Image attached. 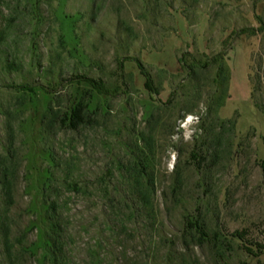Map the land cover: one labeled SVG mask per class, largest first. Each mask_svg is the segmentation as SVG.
Segmentation results:
<instances>
[{
    "label": "rangeland",
    "instance_id": "rangeland-1",
    "mask_svg": "<svg viewBox=\"0 0 264 264\" xmlns=\"http://www.w3.org/2000/svg\"><path fill=\"white\" fill-rule=\"evenodd\" d=\"M263 110L264 0H0V264H264Z\"/></svg>",
    "mask_w": 264,
    "mask_h": 264
},
{
    "label": "trees",
    "instance_id": "trees-1",
    "mask_svg": "<svg viewBox=\"0 0 264 264\" xmlns=\"http://www.w3.org/2000/svg\"><path fill=\"white\" fill-rule=\"evenodd\" d=\"M255 32V29H243L240 33L244 32ZM235 33L231 34L229 39H232ZM232 44L229 45L228 49H232ZM226 56L225 51L223 53H219L218 55L213 56L210 61L212 64L217 66L215 81L219 86L224 88V93L228 90L229 84V71L224 63V57ZM180 62L183 65H188L184 60L181 59ZM137 67L140 71V74L144 77V87L150 93L158 94V90L154 87L152 78L148 71L146 70L144 64L139 60L136 59ZM197 63L190 64L189 68L195 67ZM77 83H85L91 88H93L97 93L103 94L105 92L104 83L101 80H96L91 77H87L84 75L76 76L74 79ZM86 105L83 103H78L74 108H72L67 115V122L68 125L74 129H76L79 125L85 122L84 111L86 110ZM264 113V110H263ZM66 121V119H65ZM264 164V161L262 162ZM0 189L6 200L7 205L12 204V185L10 180V174L7 172L6 169L0 171ZM45 220L47 223L48 228V235H49V243L52 245L51 250L54 253V246L58 245V238L61 237V233L63 231L62 225L60 223V215L57 211V206L54 202L50 203L46 206L45 209ZM8 239L6 238L5 243H8ZM58 248V247H57ZM55 247V249H57ZM248 252H252L251 249H248Z\"/></svg>",
    "mask_w": 264,
    "mask_h": 264
}]
</instances>
